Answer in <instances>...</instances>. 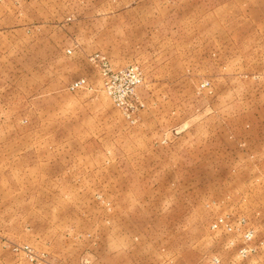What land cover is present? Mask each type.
Returning a JSON list of instances; mask_svg holds the SVG:
<instances>
[{"label": "rangeland", "instance_id": "obj_1", "mask_svg": "<svg viewBox=\"0 0 264 264\" xmlns=\"http://www.w3.org/2000/svg\"><path fill=\"white\" fill-rule=\"evenodd\" d=\"M0 264H264V0H0Z\"/></svg>", "mask_w": 264, "mask_h": 264}, {"label": "built area", "instance_id": "obj_2", "mask_svg": "<svg viewBox=\"0 0 264 264\" xmlns=\"http://www.w3.org/2000/svg\"><path fill=\"white\" fill-rule=\"evenodd\" d=\"M108 72L104 73V76L106 77V80H107L106 85H110L112 82V79L114 78V76H109ZM84 84H85L84 81H77L71 85L70 90L71 91L78 90V89L82 88Z\"/></svg>", "mask_w": 264, "mask_h": 264}]
</instances>
